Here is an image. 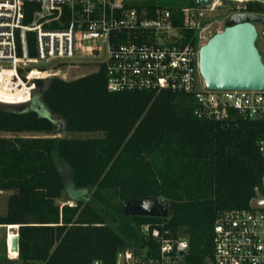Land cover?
<instances>
[{
    "label": "trees",
    "instance_id": "trees-1",
    "mask_svg": "<svg viewBox=\"0 0 264 264\" xmlns=\"http://www.w3.org/2000/svg\"><path fill=\"white\" fill-rule=\"evenodd\" d=\"M133 3L152 12L199 7L196 0ZM177 15L185 43L195 45V32ZM97 68L70 82L53 78L44 89L36 82L45 115L31 103L0 104V228L16 227L19 249L9 261L0 239V264H114L117 250L151 244L145 225L187 236L184 264H208L218 217L248 211L264 195V121L200 120L184 94H109L104 66ZM65 173L76 198L61 206ZM144 200L166 203L167 216L124 214L126 203Z\"/></svg>",
    "mask_w": 264,
    "mask_h": 264
},
{
    "label": "built area",
    "instance_id": "built-area-1",
    "mask_svg": "<svg viewBox=\"0 0 264 264\" xmlns=\"http://www.w3.org/2000/svg\"><path fill=\"white\" fill-rule=\"evenodd\" d=\"M134 1L0 0V104H30L36 82H43L44 89L53 78L73 81L77 63L89 61L96 71L104 66L109 94H184L193 97L200 120L223 122L235 115L264 121V92L208 91L199 75V49L222 32L215 30V14L228 0L153 12L136 9ZM177 14L185 19V30L195 32V45L185 43ZM28 36L33 38L32 57ZM259 147L264 155V141ZM13 228L6 227L7 233ZM140 231L151 244L117 250L114 264H184L187 236L163 226L145 225ZM212 245L208 264H264V195H257L248 211L220 215Z\"/></svg>",
    "mask_w": 264,
    "mask_h": 264
},
{
    "label": "water",
    "instance_id": "water-1",
    "mask_svg": "<svg viewBox=\"0 0 264 264\" xmlns=\"http://www.w3.org/2000/svg\"><path fill=\"white\" fill-rule=\"evenodd\" d=\"M202 7L212 0H196ZM258 1L264 4V0ZM256 23L264 24V17L254 14L233 15L226 28L199 49L198 71L208 91L264 92V63L256 48ZM255 208V203H251ZM124 214L130 217L165 218L167 204L157 200L126 203ZM18 236L12 235L8 255L18 257Z\"/></svg>",
    "mask_w": 264,
    "mask_h": 264
},
{
    "label": "rangeland",
    "instance_id": "rangeland-1",
    "mask_svg": "<svg viewBox=\"0 0 264 264\" xmlns=\"http://www.w3.org/2000/svg\"><path fill=\"white\" fill-rule=\"evenodd\" d=\"M222 6H221V8H223V9L215 14V21H216L215 27H219V28H221L220 27V20L222 18V14H223L224 9H225V7H222ZM255 45H256V48H257L259 54L262 57L263 63H264V40L262 38H260L259 40H257ZM91 63L92 62H89V61H80V62H78L77 65H79V66L77 68H74L76 70H72L73 71V75H72L73 80L96 72V67H94L93 64H91ZM37 98L38 97H35L34 101L31 102V104H32L31 106L33 108L37 109L39 111L40 115L41 114L45 115L44 109H39L37 107ZM57 125H58L59 130H62V125H61L60 121H57ZM56 135L54 137H56ZM1 136L9 137V135H1ZM64 178H65V183H66V185H65L66 194L58 202V204H60L61 206L62 205H66V204H72L73 200L76 198V192H74L71 189V186L69 184L70 183V174L69 173H65L64 174ZM0 197H2V196H0ZM0 212H3V202L1 200V198H0ZM11 235H13V231L12 230L7 233V229L6 228L5 229L0 228V239L1 240H5V243H6L7 247L9 246V237ZM8 259H9V261H11V260H13L15 258H13L10 255H8Z\"/></svg>",
    "mask_w": 264,
    "mask_h": 264
},
{
    "label": "flooded vegetation",
    "instance_id": "flooded-vegetation-1",
    "mask_svg": "<svg viewBox=\"0 0 264 264\" xmlns=\"http://www.w3.org/2000/svg\"><path fill=\"white\" fill-rule=\"evenodd\" d=\"M252 4L259 5L262 8V10L260 12L248 11V7ZM222 7H225V9H224V12L222 14V18L220 20V27L221 28L216 27L215 30L223 31L226 28L228 20L233 15H241V14L248 13V14H254V15L264 17V4L260 3L258 1L251 2V1H247V0H228L224 3V5ZM222 9L223 8L220 7L219 11ZM254 26H255L256 31H257V40H259L260 38H262L264 40V24L256 23ZM257 40H256V42H257Z\"/></svg>",
    "mask_w": 264,
    "mask_h": 264
},
{
    "label": "crops",
    "instance_id": "crops-1",
    "mask_svg": "<svg viewBox=\"0 0 264 264\" xmlns=\"http://www.w3.org/2000/svg\"><path fill=\"white\" fill-rule=\"evenodd\" d=\"M15 230V228H13Z\"/></svg>",
    "mask_w": 264,
    "mask_h": 264
},
{
    "label": "bare ground",
    "instance_id": "bare-ground-1",
    "mask_svg": "<svg viewBox=\"0 0 264 264\" xmlns=\"http://www.w3.org/2000/svg\"><path fill=\"white\" fill-rule=\"evenodd\" d=\"M14 227V226H13Z\"/></svg>",
    "mask_w": 264,
    "mask_h": 264
}]
</instances>
